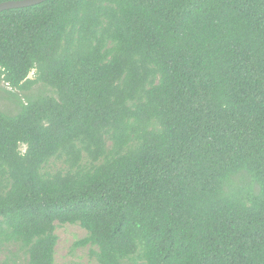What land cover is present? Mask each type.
Returning a JSON list of instances; mask_svg holds the SVG:
<instances>
[{"label":"trees","instance_id":"16d2710c","mask_svg":"<svg viewBox=\"0 0 264 264\" xmlns=\"http://www.w3.org/2000/svg\"><path fill=\"white\" fill-rule=\"evenodd\" d=\"M56 222L97 264H264V0L0 11V264Z\"/></svg>","mask_w":264,"mask_h":264},{"label":"rangeland","instance_id":"374dc122","mask_svg":"<svg viewBox=\"0 0 264 264\" xmlns=\"http://www.w3.org/2000/svg\"><path fill=\"white\" fill-rule=\"evenodd\" d=\"M30 77H33V73H30ZM38 88L51 92V89L47 86H35L31 91L19 93L22 95L35 93ZM4 103L6 107L13 109L7 100H4ZM59 165V162H53L49 166L50 169L56 170L59 168ZM55 233L58 237L54 253L55 264H97L94 256L90 254L91 250L95 249V247L90 245L74 247V242L86 236L87 232L85 229L78 224H59L56 222Z\"/></svg>","mask_w":264,"mask_h":264},{"label":"water","instance_id":"95a60500","mask_svg":"<svg viewBox=\"0 0 264 264\" xmlns=\"http://www.w3.org/2000/svg\"><path fill=\"white\" fill-rule=\"evenodd\" d=\"M46 0H8L0 2V11L14 8L29 7L32 5L40 4Z\"/></svg>","mask_w":264,"mask_h":264}]
</instances>
